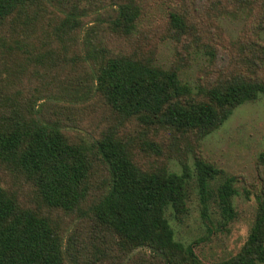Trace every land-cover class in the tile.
I'll return each mask as SVG.
<instances>
[{
  "label": "trees",
  "instance_id": "1",
  "mask_svg": "<svg viewBox=\"0 0 264 264\" xmlns=\"http://www.w3.org/2000/svg\"><path fill=\"white\" fill-rule=\"evenodd\" d=\"M152 1L0 0V24L6 20L19 23L22 17L27 26L37 21L41 11L56 14L59 24L46 38L56 36L60 49L69 51V65L62 71L57 64L59 70H54L51 80L57 96L52 99L66 98L71 108L99 97L120 122L133 121L143 129L141 144L158 153L155 142L145 138L146 132L189 133L193 143L199 144L234 109L264 95V45L259 40V31L264 30V0L243 36L211 52V67L196 85L181 80L176 66L157 63L162 43L172 44L174 56L185 48L191 31L187 11L154 8ZM202 7L203 0H195L198 12ZM158 9L165 16L162 24L156 23ZM105 35L127 40L130 52L113 53ZM23 47L29 52V44ZM234 51L244 62L238 74L230 75ZM54 52L44 57L46 64L56 65ZM76 69L86 77L74 76ZM58 74L62 79L56 78ZM4 88L0 86V164L30 183L41 205L75 213L88 223L89 238L105 244L97 249L96 261L103 262L116 251L126 256L147 249L148 253L138 255V264H202L194 251L196 242L187 247L178 242L167 217L170 211L180 220L187 212L191 169L186 162H180V173L171 172L166 164L141 166L135 161L134 141L119 137L115 126L101 131L90 143L74 141L63 133L60 120L40 121L12 108L13 104L5 111L6 98L12 97L5 96L9 88ZM72 111L68 109L66 119ZM189 151L195 153L194 146ZM258 160L264 164V151ZM193 165L202 216L207 218L214 194L208 184L221 171L199 155H194ZM99 172L100 180L95 178ZM233 183L227 179L216 190L226 224L236 218ZM257 200L245 244L221 264H264V194ZM39 211L22 206L0 184V264H79V251L85 247L77 246L75 236L64 241L58 227ZM121 255L114 264H125Z\"/></svg>",
  "mask_w": 264,
  "mask_h": 264
},
{
  "label": "rangeland",
  "instance_id": "2",
  "mask_svg": "<svg viewBox=\"0 0 264 264\" xmlns=\"http://www.w3.org/2000/svg\"><path fill=\"white\" fill-rule=\"evenodd\" d=\"M262 1L203 0L202 10L198 12L195 0H153L154 8L165 9L167 6L187 11L191 27L190 37L184 42L185 48L180 55L174 56L172 44L164 42L160 45L157 63L164 67L176 66L180 70L181 80L196 85L204 70L211 67V52L223 42L234 41L243 36ZM155 12L156 23L162 24L165 17L162 10ZM55 16L56 14H50L47 10L41 11L36 17L37 21L27 26L22 24V17L18 20L19 23L6 20L0 24V86H7L9 90L6 89L5 96L12 97L6 98L8 105L4 108L5 111L10 110L13 104L12 108H17L29 117H37L40 121L60 120L66 136L74 141L84 140L87 143L98 137L101 131L115 126L119 137L134 141L135 161L143 167L166 164L171 172L180 173V162H186L191 169L187 186V212L180 220H176L167 211L175 239L186 247L196 242L194 251L202 264H221L234 257L248 238L257 208V198L264 194V164H260L258 160L264 151V95L234 109L228 120L199 144L193 143L189 133L182 135L168 130L146 132L145 138L155 142L158 148V153H155L141 144V138L145 135L143 129H139L133 121L120 122L122 119L99 97H90L71 108L66 98L52 99L57 96L52 90L55 87L51 81L55 77L54 70H59L57 67L60 66L62 71H66L69 65V51L60 49L61 42H57L56 36L46 38L47 33L54 32L59 24ZM105 40L115 54L126 55L130 52L128 41L123 38L105 35ZM259 40L264 45V30L259 31ZM17 43L21 46L20 50ZM23 44L30 45L29 52H24ZM35 48L38 49L37 52ZM49 49L52 51H48ZM48 52L56 53V65L46 64L44 57ZM229 54L232 58L231 49ZM233 56L236 58L228 70L230 75L238 74L240 65L244 62L239 53L234 51ZM79 73L83 75L82 78L86 77L81 69H76L72 74L77 76ZM62 77L61 74L56 76ZM16 91L18 94L12 96ZM41 104L46 106L40 108ZM39 108L41 112L36 115L34 112ZM68 109L73 111L66 119ZM191 146H194L195 153L189 151ZM194 155H199L221 171V175L208 184L209 190L212 189L214 194H211L207 218L201 212L199 187L193 165ZM95 178L100 180V172ZM227 179L234 180L236 193L232 197V205L236 218L226 224L218 207L220 203L218 204L216 190ZM0 184L11 190L22 206L40 209L39 212L58 227L64 241L72 236L78 238L77 246L85 247L79 251V264H114L119 260L121 253L116 251L108 255L105 261H96L97 249L105 244L89 238L88 223L79 220L75 213L65 214L41 205L33 186L16 173L10 174L1 164ZM141 251L148 253L147 249H138L121 257L125 264H138Z\"/></svg>",
  "mask_w": 264,
  "mask_h": 264
}]
</instances>
